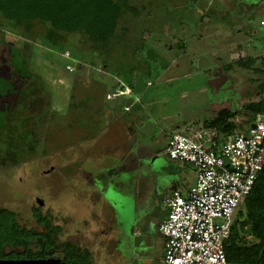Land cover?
I'll return each instance as SVG.
<instances>
[{
    "label": "rangeland",
    "instance_id": "374dc122",
    "mask_svg": "<svg viewBox=\"0 0 264 264\" xmlns=\"http://www.w3.org/2000/svg\"><path fill=\"white\" fill-rule=\"evenodd\" d=\"M140 4L143 8L135 27L147 29L149 43H155L164 34L177 31L179 34L180 30L185 33L186 28L180 29V23L187 24L189 16L194 18L197 12L206 13L205 8L198 7L197 0H141ZM207 16L213 17L212 13ZM2 21L0 17V149L3 152L8 141L14 143L16 152L28 142L35 143V149L17 164L0 167V207L13 209L18 221L30 226L33 224L30 208L36 203L35 198H40L43 208L51 206V213L57 216L55 223L61 226L56 241L89 245L100 263L108 247L98 245L108 237L101 229H106L111 218L105 213L108 207L102 195L83 185L85 158L90 153L86 142L93 141V148L101 150L103 155H113L111 151L116 147L123 151L125 157L117 162L119 170L132 166L130 157L134 152L139 159L133 165L134 170L125 173L123 183L130 186L133 194L130 196H134L137 206L142 197L148 198V212L153 218L151 208H158L159 197L162 199L170 192V182L182 184L175 160L163 153L166 137L174 131L169 122L186 119L187 124L201 125L200 119L211 117L219 109L238 108L234 120L237 129L243 130L247 125L243 104L258 98L252 83L262 77L260 73L253 75L228 65L220 68L219 57L210 70L195 72L189 59L182 55L167 68L164 77H169L168 81L166 78L156 81V75H151V88L144 91V99L154 98L146 103L141 146L135 140L139 135H131L127 129L130 112L123 105L129 99L106 97L105 93L115 82L112 78L115 74L106 76L108 83L100 75L90 81L89 77L78 74L76 85L63 69L65 58L55 56L60 52L40 38L37 41L24 38L20 29ZM75 39L70 38V42L74 43ZM155 44L154 49H158ZM157 60L161 62L162 58ZM100 71L109 72L102 67ZM78 78L86 84L81 85ZM78 100L81 105H77ZM21 155H26L24 149L17 156ZM131 242L134 250L131 260L133 255V260L138 259L139 263L140 255L147 253V244L144 239L141 244L140 237ZM160 254L163 257L164 250Z\"/></svg>",
    "mask_w": 264,
    "mask_h": 264
},
{
    "label": "trees",
    "instance_id": "16d2710c",
    "mask_svg": "<svg viewBox=\"0 0 264 264\" xmlns=\"http://www.w3.org/2000/svg\"><path fill=\"white\" fill-rule=\"evenodd\" d=\"M140 1L0 0V17L20 29L19 33L24 38L34 41L40 38L41 42L60 52L53 54L65 58L63 69L74 78L76 85L78 74L89 77L90 81L96 80V75H100V78L106 79V83L108 74L109 77L110 74L119 76V80L115 81L116 85L110 86L105 94L107 98L121 97L119 100L124 101L126 96L132 98V94L114 95L113 92L116 88L130 84L134 72L136 78L140 76L145 81L152 74H160L169 65L160 50L154 49L147 41V29L135 27L143 8ZM73 37H76L74 43L70 42ZM178 50L184 51L185 47ZM159 56L163 57L161 62L157 60ZM152 63L157 65L155 71L152 70ZM97 65L99 69H96ZM227 65L234 66L237 70H248L253 75H262L252 83L257 88L255 93L258 98L247 100L243 104L248 124L258 114L264 113V57L247 54L228 62ZM100 67L109 72L100 71ZM78 81L81 85L86 84L79 78ZM134 99L133 97L132 102L137 103L138 99ZM76 103L81 105L82 102L78 100ZM238 112V108L224 107L211 117L200 119L201 125L213 126L223 135L231 133L237 130L238 124L234 117ZM175 129L174 131L180 130L177 127ZM14 147V143L8 141L5 150L2 152L0 149V167L17 164L27 154L33 153L35 143L28 142L18 152ZM23 149L26 155L18 157ZM111 152L113 155L110 157L117 160L114 158L115 151ZM106 156L108 154L102 159ZM112 171L109 168L104 174H99L100 181H106ZM98 188L104 196L101 187ZM30 213L37 224L43 226L42 230L25 226L18 221L13 209L0 207V259L44 258L50 248L57 247L71 264H92L91 253L87 248H80L71 241L55 243L53 236L61 231V226L52 223L51 213H44L34 206L30 208ZM223 248L228 260L242 264H264V163L251 190L233 213L229 233L223 240Z\"/></svg>",
    "mask_w": 264,
    "mask_h": 264
},
{
    "label": "crops",
    "instance_id": "0c3cea01",
    "mask_svg": "<svg viewBox=\"0 0 264 264\" xmlns=\"http://www.w3.org/2000/svg\"><path fill=\"white\" fill-rule=\"evenodd\" d=\"M197 1L198 7L205 8L206 13L204 14L197 12L196 17L193 18V15L189 16L187 24L180 23V29L186 28L185 33L184 31L180 30L179 34H177V31L167 36L164 34L162 38L156 39L157 43H155L158 46V50H160L165 60L169 61L168 67L174 62H178L177 58L181 57L182 55L189 59V63L191 64L190 68H193V71L210 70V68L215 66L214 64L216 62V57H219V62L217 65H219L220 68L226 66L227 63L232 60L245 57L247 54L253 57H264V0ZM209 13H212L213 15L211 19L207 16ZM183 24L188 26L182 27ZM155 43L149 44L154 46ZM183 47H185L184 51L178 50V48ZM200 47L201 49L199 50ZM235 47L240 48L234 49ZM236 55H239V57L237 58ZM205 61H207V63H205ZM156 68L157 65L152 63V70L155 71ZM167 68L164 69L160 74H157L156 76L154 75L156 81H163L165 78V80L168 81L169 77H164V75L168 74L166 72ZM111 75L113 76V74H110V77ZM132 75V82L130 84L127 83V86H129L132 90L130 95L132 94V96L135 99L137 98L138 101L137 103L132 102L133 97L131 98V96H126V98L129 100L123 106H129L128 112H130V115L127 121V129L129 132H131V135L136 133L139 135V137L135 140H137L138 144L142 146L144 143L140 137L144 135V124H141V122L144 120V111L147 105L146 103H150L154 98L153 96H148L146 97L147 100H145L144 91L151 88L150 85L152 84V77H150L149 80L146 79L143 81L140 79V76H137L136 78L135 72ZM112 78L115 79L114 81L119 80L118 77L116 78L113 76ZM108 82L109 80L107 83ZM116 82L110 86H115ZM109 107L110 105H108V108ZM140 119L141 121H139ZM185 122L186 119H183L178 123L169 122V125L173 130H176V127L182 130L185 125H190ZM194 126H199V124ZM167 139L168 137H166V140ZM86 144L87 151L90 153L85 158V166H87V168H84L86 169L84 172L86 177L84 179L83 185L87 186V190L95 191L101 194L100 189L98 188L100 185L104 186L105 183L113 184L112 190L118 195L117 197L120 201V207H127L128 210L127 217L124 219L121 216L122 212L119 211L120 209H113L114 207L112 208L110 206L111 204L109 205L107 202L108 209L105 213L109 215L111 219H115V216H117L119 221L121 219L122 221L120 222H125V224L123 223L117 226L116 224H112L110 229H108L110 231L109 233H111L115 238L113 239L111 245H106L108 247L104 249L102 263L97 260L93 250L89 249L91 253L92 264H163L162 255L160 254L161 251L164 250L163 238L158 232V224L167 214V207L164 204V200L174 188H178L183 194L187 192L188 188L195 182V171L193 167L183 161H174L178 170L180 171L179 175L182 174V184L175 181H169L171 184L170 192L162 199L161 196L159 197L160 200H158V208H151V214H154V217L152 218L148 212L150 207V201H148V198L142 197L143 199L140 201L138 200L140 204L137 206L138 202H136L134 196H130L132 194L129 190L130 186H128L127 183H123L125 173H129V169H133V165L139 159L137 156L135 157L133 155L134 152L132 151V155L130 157L132 166L129 165L122 170H119L117 166L105 168L104 166H100V164L97 163L94 165L91 164H93L92 162L94 161H99L98 158L107 155V153L103 155L101 150L96 148L94 149L93 141H88ZM112 150L118 151L115 152L116 155L114 157L117 158V161H120L122 157H125L124 152L119 148L116 147V149ZM163 153H165L164 150ZM109 168L113 169L112 173L109 175V177H107V179H105L106 181L100 182L98 175L104 174ZM71 173L72 171L69 169L68 174L71 175ZM116 174L117 176H115ZM118 174L120 176H118ZM115 188L121 190L120 193L119 191H116ZM162 207L165 209L163 210ZM147 216H150L151 218ZM139 224L142 225L143 228L142 226L140 227ZM137 237H140L141 244H143V239L147 244L145 245L147 253L140 255L141 260L139 263L138 259L133 260V255L132 260L130 257V255L133 254L131 252H134L133 248H131V241L136 240ZM126 240L128 241L125 242Z\"/></svg>",
    "mask_w": 264,
    "mask_h": 264
},
{
    "label": "built area",
    "instance_id": "2783aa9c",
    "mask_svg": "<svg viewBox=\"0 0 264 264\" xmlns=\"http://www.w3.org/2000/svg\"><path fill=\"white\" fill-rule=\"evenodd\" d=\"M131 92L125 85L113 93ZM252 122L224 135L202 125L170 134L166 155L190 164L195 182L184 194L174 188L164 200L167 214L158 224L163 264H242L226 258L223 240L264 163V113Z\"/></svg>",
    "mask_w": 264,
    "mask_h": 264
},
{
    "label": "flooded vegetation",
    "instance_id": "af4514ba",
    "mask_svg": "<svg viewBox=\"0 0 264 264\" xmlns=\"http://www.w3.org/2000/svg\"><path fill=\"white\" fill-rule=\"evenodd\" d=\"M118 161L117 160H114L112 157H110V156H106V157H104L103 159L101 158V160H99L98 162H97V164H101L100 166H104L105 168H108V167H114V166H117L118 167V163H117ZM81 168V167H80ZM85 168H87V166H85ZM99 187H101V191H102V193H105L107 190H108V188L109 189H113V184H109V183H105V185L103 186V185H100ZM109 194H110V196L112 197V198H114L115 199V202H116V204H118V205H120V201L118 200V197H117V199H116V197L112 194V192L111 191H109ZM104 197V196H103ZM104 199L108 202V200L104 197ZM35 200H36V203L33 205L34 207H36V208H39L42 212H48V213H51V206H47L46 208H43L44 206H43V201L40 199V198H38V197H36L35 198ZM108 204L110 205L111 203H109L108 202ZM112 208H113V206L112 205H110ZM114 209V208H113ZM124 209V210H123ZM120 212H122L121 213V216H122V218L123 217H125L124 216V214H126V212H124V211H127L128 212V210H127V207H120V210H119ZM51 217H52V223L53 224H57V223H55V220H56V218H57V216L56 215H53L52 213H51ZM32 217V216H31ZM33 218V217H32ZM120 221H122L121 219H120ZM119 221V219L117 218V216H115V219H110V221L109 222H107V225L105 226L106 227V229H104L103 228V230L101 229V231L102 232H105L106 233V235H108V237H104L103 239H102V241H101V243L102 244H98L99 246H106V245H110V241L111 240H113L115 237L111 234V233H109L110 231L108 230V229H110V227H111V225L112 224H116V226L117 225H121V224H125V222H120ZM22 224H24V223H22ZM25 226H27V227H35V229L36 230H39L40 231V229L42 230V228H43V226L42 225H38L37 224V222H36V220L33 218V224H31L30 226H28V225H26V224H24ZM110 234V235H109ZM53 238H54V241H55V243L56 244H61L62 242H66V241H69V240H64V241H61L60 243H58L57 241H56V239H57V234L56 235H54L53 236ZM105 243H107V244H105ZM77 246H79L80 248H87L88 250L89 249H91L90 247H89V245H82V244H77V243H75ZM100 248V247H99ZM92 250V249H91ZM45 257H55V258H60L61 259V263L60 264H71L69 261H67L64 257H63V254H62V252L59 250V248H57V247H53V248H50V250H49V253L47 254V256H45ZM44 257V258H45ZM27 259V258H26Z\"/></svg>",
    "mask_w": 264,
    "mask_h": 264
},
{
    "label": "water",
    "instance_id": "95a60500",
    "mask_svg": "<svg viewBox=\"0 0 264 264\" xmlns=\"http://www.w3.org/2000/svg\"><path fill=\"white\" fill-rule=\"evenodd\" d=\"M250 126L253 127L254 123L250 122ZM109 191H111L112 194L117 199V196H118L117 193L115 191L109 189V188L105 192L104 197L108 200L109 203H111V205L114 207V209L119 210L120 205L116 204L115 199L110 196ZM124 212L127 213V211H124ZM124 216L125 217H123V218L125 219L127 217V215L124 214ZM61 262L62 261L60 258H55V257H45V258H36V259H32V258H27V259L26 258H22V259H0V264H60Z\"/></svg>",
    "mask_w": 264,
    "mask_h": 264
}]
</instances>
